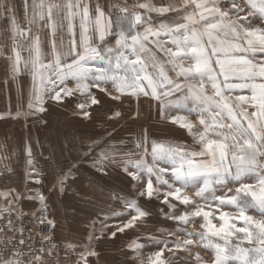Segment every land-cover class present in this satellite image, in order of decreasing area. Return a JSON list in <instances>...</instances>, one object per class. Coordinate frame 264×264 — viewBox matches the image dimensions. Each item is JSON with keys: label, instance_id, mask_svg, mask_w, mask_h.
<instances>
[{"label": "snow or ice", "instance_id": "snow-or-ice-1", "mask_svg": "<svg viewBox=\"0 0 264 264\" xmlns=\"http://www.w3.org/2000/svg\"><path fill=\"white\" fill-rule=\"evenodd\" d=\"M131 9L100 0H23L24 15L18 17L11 0H0L5 86L30 73L31 116H42L46 101H51L74 104L73 115L87 120L90 109L102 105L92 89L121 104L141 96L158 101L160 120L184 130L192 145L152 141L149 150L145 129L135 143L139 156L112 145L92 158L95 172L122 174L134 193L122 201L120 215L126 218L109 238L147 222L151 213L138 203L142 198L162 205L159 211L179 231L167 233L175 239L158 241L162 247L146 259L140 254L144 245L133 240L129 259L137 264H264V0H174L159 5L136 0ZM152 13L172 22L153 23ZM172 96L176 99H168ZM110 111L109 119L122 115ZM128 115L136 119L140 114ZM18 117L19 112L13 118ZM24 150L25 183L41 184L43 174L33 164L31 146ZM4 173L13 170L5 164L0 168V175ZM69 175L70 170L62 172L53 185L61 195L69 187ZM12 191L0 192L7 204L0 207V264H49L57 247L51 236H44L36 248L26 240V229L14 223L27 215L14 216L19 202L38 199L39 223L46 221V230L55 228L44 195L17 193L9 199ZM189 191L198 199L187 195ZM190 225L194 231L188 230ZM200 249L211 258L204 260ZM98 256L88 248L76 264H92L89 258Z\"/></svg>", "mask_w": 264, "mask_h": 264}, {"label": "rangeland", "instance_id": "rangeland-1", "mask_svg": "<svg viewBox=\"0 0 264 264\" xmlns=\"http://www.w3.org/2000/svg\"><path fill=\"white\" fill-rule=\"evenodd\" d=\"M105 102L114 103L112 101ZM127 103L128 101L117 105L114 103L112 106L111 104L99 106L87 120L78 116L73 117L63 108L46 104L45 107L48 110L42 116L28 115V110L25 108L20 111L22 115L18 122L0 123V129L5 126L9 129H19L17 141H19V159H22V167L9 173L11 178L7 179L8 184L5 183L7 188L0 189V192L12 189L9 199L17 193H23L25 197L42 193L47 205L48 218L54 220L65 215L64 206L66 209L70 208L69 211H73V223H77L79 226L75 224L74 226H68V224L65 226L66 230H72L71 236L74 237V241L70 244L76 246L75 250L69 249L75 257H79V253L83 250L94 249L99 253V256L89 258L92 264H137V261L129 259L128 245L133 240L144 245L140 254L146 259L159 250V247H162L158 241L175 239L167 233L179 231L176 222L165 219L159 211V208L163 207L162 205H159L157 201L147 202L141 198L138 203L151 213L147 217V222L140 223L135 229L118 233L114 239L109 238L110 232L114 231L115 227L126 218L120 215L124 210L122 201L133 198L134 193L128 180L122 174L111 172L108 176H102L95 172L91 167L92 158L112 145L122 152H135L139 156L141 150L135 147V143L141 139L145 129L148 133L145 147L149 150L152 141L175 144L174 140L176 139L174 129H170L169 124L160 120L157 106L152 105L147 113L140 111L138 118L130 119L128 113L133 111V107ZM142 106H145V103ZM113 108L121 111L122 115L116 119H109V115L112 114L110 110ZM192 118L194 117H189V119ZM43 121H47V123ZM108 133H112V135L108 136ZM183 134L178 138L181 142H192L186 132ZM94 143L96 146L90 148L89 146ZM25 145L31 146L33 164L43 174L41 184L25 183L24 174L27 167ZM146 159L150 161L151 156L148 155ZM69 170L72 173L68 177L69 187L65 194L61 195L58 189L53 188V185L62 172L67 174ZM228 187H232L234 190V185L229 184ZM186 194L194 200L198 199L190 191ZM113 196H118L119 200L114 199ZM68 204L69 207H67ZM5 206H7L6 201L0 197V207ZM19 207L32 214L36 222L42 219L41 203L38 199H23L19 202ZM225 210L234 211L228 206L225 207ZM165 211L168 209L165 208ZM250 214L256 215L255 213ZM67 215L70 217V213ZM195 227H198V224ZM188 230L194 231L195 228L190 225ZM51 233L57 240L54 228L51 229ZM90 234H94L91 242H89ZM97 236L101 238L96 239ZM150 237H155V239H150ZM58 242L67 247L69 245L62 241ZM199 251L204 260L211 258L208 251L204 249ZM166 255L168 254L166 253ZM103 261L106 263H102Z\"/></svg>", "mask_w": 264, "mask_h": 264}, {"label": "crops", "instance_id": "crops-1", "mask_svg": "<svg viewBox=\"0 0 264 264\" xmlns=\"http://www.w3.org/2000/svg\"><path fill=\"white\" fill-rule=\"evenodd\" d=\"M11 2L16 7L18 17H23L24 15L23 0H11ZM100 2L101 4H104V5L111 3L113 5L128 6L131 9L132 4H134L136 0H100ZM153 2L159 5L161 3L174 2V0H153ZM93 3H95V0H93ZM131 10L139 11L138 9H131ZM112 11L115 12L116 9L114 8ZM151 15L154 17L153 23L158 24L161 19H165L166 22H172V21L167 20L165 17L157 16L156 13H152ZM168 16L172 17L173 20L180 19V17H178L175 13H169ZM4 24H5V21L3 19H0V35L3 34ZM3 51L4 49H0V52H3ZM158 55H162V54H158ZM6 63L7 61L3 58L2 55H0V116L4 117L0 119V123L1 122L6 123L9 121H12V122L19 121L22 115L20 111L25 108L28 110L27 105L30 99V93H31V88H32V79H31L30 73H25L15 83L9 82V85L5 86L4 81L7 78L6 77ZM69 86L70 87L72 86L71 82L69 83ZM109 88L111 89V85H109ZM92 91L95 92L98 98H100L102 101V105L94 106V110L90 109L92 113H94V111L99 106L103 107L104 105L107 106L111 104V103L105 102V101H112V100H110L108 96H106L104 93H101L97 91L96 89H92ZM177 95H180V93H178ZM168 99L175 100L176 97L172 96V97H169ZM112 102L116 103V105L119 103L115 101H112ZM143 103H145V106H142ZM46 104L52 105L56 108H63V110L66 111L68 114H71L73 117L74 116L77 117V115H73V108L75 107L74 104L68 103L65 106H60V105H56L55 103L51 101H46L45 105ZM127 104H130L133 107V111H132L133 114L137 112L140 113V111L141 113L144 111L147 113L149 107H151L152 105H155V106L158 105V101L150 100L147 97L141 96L139 99L133 97L130 101H128ZM18 112H19V117L13 118V117H16V114ZM192 119L195 123H197V127H199L198 122H196L194 118ZM169 126H171L170 129H174L173 132L176 134V139L174 140L175 144L192 145V142L185 143V142H181V140L178 139L179 137L184 135L183 134L185 133L184 130L178 129L177 127L172 126V125H169ZM17 139H19V129H9V127H6V126L0 129V157H4L3 160H0V168H3L5 164L8 165L13 171L19 170V167H22L21 166L22 159H19V141H17ZM194 147H198V145H195ZM16 155H17V158H15ZM5 176H9V173H4L0 175V189L1 190L7 188L5 186H7L6 184H8L7 182L8 180L4 178ZM67 207H69V204L67 205ZM63 209L65 212V215L62 218H57L55 220L53 219L56 222V227L54 228V231H55L56 237L58 238L57 239L58 241H62V242L70 244V242L72 243L74 241V237L71 236L72 230L71 229L66 230L65 226L67 224L68 226H74V224L76 226H79V224L73 223V218H72L73 211H69L70 208L66 209V207L64 206ZM68 213H70V217L67 215ZM102 263H106V261H103Z\"/></svg>", "mask_w": 264, "mask_h": 264}, {"label": "built area", "instance_id": "built-area-1", "mask_svg": "<svg viewBox=\"0 0 264 264\" xmlns=\"http://www.w3.org/2000/svg\"><path fill=\"white\" fill-rule=\"evenodd\" d=\"M13 207L15 208L16 206L14 205ZM20 213H26L27 215H22L21 221H16L14 219V223L18 227L23 226L26 229L24 235L29 243H32L36 248H38L40 247L41 241L43 240L44 236H51V243L57 245L56 249H54V255L50 259L49 264H76L79 257H75L72 251L67 246L59 243L52 235L51 229L46 230V222L44 225H41L39 222H36L34 220L32 214L22 210L18 206L16 213H14V216ZM44 247L46 253L48 248V242H44Z\"/></svg>", "mask_w": 264, "mask_h": 264}]
</instances>
